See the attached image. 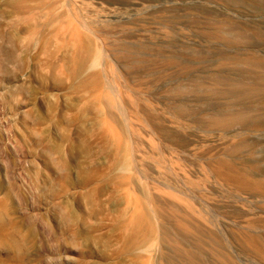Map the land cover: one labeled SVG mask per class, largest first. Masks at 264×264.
Returning <instances> with one entry per match:
<instances>
[{
    "label": "rangeland",
    "instance_id": "rangeland-1",
    "mask_svg": "<svg viewBox=\"0 0 264 264\" xmlns=\"http://www.w3.org/2000/svg\"><path fill=\"white\" fill-rule=\"evenodd\" d=\"M65 1L66 5L60 6L62 10L71 7L74 21L91 38V49L83 51L93 62L84 77L100 71V79L110 95L104 96L103 105L90 107L92 112L86 120H71L79 116V109L68 110L69 103L89 95L70 88L72 80L59 72L62 59L49 61L42 57V65L36 69L32 57L41 50L40 35L22 44L23 63L14 65L15 68L14 63L9 64L10 71L15 69L13 83L0 85V96L18 85L24 90L17 94L20 99L16 95V111L0 100V201L7 203L4 219L11 222L9 231L16 233V240L27 255L21 264H82V259L88 264H139L132 250L123 249L121 222L125 209L122 197L139 193L138 189L149 200L144 205L142 199L143 208H149L154 225L157 223L156 235L142 234L145 240L138 235L139 243L148 242L137 250L143 264H174L176 260L172 262L170 258L180 256L179 252L176 254V241L181 237L193 240V235L180 225V220L190 212L178 197L193 202L197 212L191 215L203 225L206 238L213 230L224 238L240 264H264V257L248 248L245 238L240 237L243 231L264 235V196L228 180L227 169L219 170L221 161L231 163L237 158L231 164L237 170L244 169V174L251 172L254 161L264 170V129L218 121L243 111L244 106L239 104L242 101L250 102L246 107L255 116L264 113V105H258L259 97L255 100L253 95L236 94L240 92L239 84L252 83L258 77L260 71L250 59H256V63L264 59V0L258 1L261 4L256 0ZM4 20L0 12V24ZM18 20L11 19V27ZM2 43L0 34V60L4 59ZM61 43L53 36L49 48L53 50ZM62 56L61 52L59 57ZM47 62L53 68L46 67ZM254 71L256 77L251 74ZM53 75L67 80L68 87H58L50 79L41 81L40 76ZM32 89L35 96L30 95ZM47 102L56 105L54 114H50L58 118L56 121L53 117L52 121L34 123L27 118L31 112L47 117ZM99 112L111 126L123 130L120 140L129 145L126 168L121 171H115L119 157L110 151L104 130L95 124ZM59 114L70 121L60 122ZM162 125L180 134L181 148L175 149L173 141L164 137ZM33 133L48 140L38 146ZM61 135L68 136L67 140L63 141ZM241 145L242 153L236 148ZM49 146H59L62 152L47 154ZM34 147L38 151L32 155ZM40 151L42 155L38 154ZM212 160L217 165H212ZM248 163H252L250 168ZM63 175L67 178L65 191L54 198ZM119 177L133 181L129 192H118L114 178ZM156 200L159 206L155 205ZM130 208L134 210V206ZM205 218L212 224L205 223ZM250 223L258 226L251 228ZM164 228L170 236L172 232L174 242L172 236L166 235L164 241ZM237 239L243 241L238 243ZM207 240L213 245V239ZM169 245L175 246L174 252ZM15 253L0 246V264H20ZM208 253L210 264H221L218 251L208 249ZM178 260L176 264H188Z\"/></svg>",
    "mask_w": 264,
    "mask_h": 264
},
{
    "label": "bare ground",
    "instance_id": "bare-ground-1",
    "mask_svg": "<svg viewBox=\"0 0 264 264\" xmlns=\"http://www.w3.org/2000/svg\"><path fill=\"white\" fill-rule=\"evenodd\" d=\"M256 1H257V3H260V2H258L259 0H256ZM2 2H3V0H0V12H1V14H2V16H3V18L5 20H4V22H2L0 24V27H1L0 34H1L2 42H3L2 43V46H3L2 49H3V53H4V59L0 60V85H1V87H4L7 82L13 83L12 81H13L14 70L15 69L13 70V72L10 71L9 70V64L14 63L13 67L15 68L14 65H16V67H17L19 63H23L24 62V59H22V57H21L20 50H21V48L23 49L22 44L25 42V40H35V38H37L36 36L40 35L42 37V39H43L42 40L43 43L41 44L42 45L41 50H40V52L38 54H35L32 57V59L36 62V69L37 68L39 69L41 67V65H42V63L40 61V59L42 57H45V59H48V60L49 59H62L61 60L62 63L60 64V71L59 72L62 75H66L70 80H72V85L70 86V88L71 89H77L78 88L81 91H83L84 94L87 93L89 95L88 98H86V96H84V98H82V101H76V102H72V103L70 102L69 103V105H68L69 109L68 110H72V111L74 110L75 111L76 109L77 110L79 109L78 110L79 111L78 112L79 116H76L75 118H72L71 120H79V121L86 120L85 118L87 117V114L92 112V110L90 111V107H92V105H95V106L96 105H100V104L103 105L104 99H105L104 96H107V95H110V94L108 93L107 88L105 87V85H103L102 80L100 79V71H97L93 75L91 74V76H89L88 78L84 77L88 72L91 71V70L88 71V69H89L88 67L93 62L92 58L89 59L88 57L84 56V51H83L84 49H88V50L91 49V47H89L91 38L74 21V19L72 17V13H71L72 12L71 11V7H68V9H66L65 12L62 10V8L60 6L61 5H66V1L65 0H4V4L3 5H2ZM256 9H259V7L256 8ZM261 10H262V8H261ZM36 16H38V17H36ZM13 18H18L19 20H18L16 26L11 27L13 25H10L11 22H9V21L11 19H13ZM53 36H55L58 39H60L62 41V43L59 46H57L55 49L51 50L49 48L50 47L49 44H51V37H53ZM31 37H32V39H31ZM73 45L76 48L73 47L74 49H71V46H73ZM61 52H62L63 56L59 57V54ZM42 55H45V56H42ZM256 61H257L256 59H250V62L253 64V66H256L258 69L256 67H254V68L256 70L260 71L259 74L257 75L258 77L254 78V77H256V74H255L257 72L256 70H255L256 72L255 71L252 72L251 74H255V76L253 75L254 76L253 77L254 81L252 83H247V84L246 83H241V84H239L240 92L236 93V94L244 95V96L253 95V96H255L254 97L255 100H256L257 97H259L260 99L258 98L259 99L258 105L261 104L260 106H263L264 105V59L260 60V61H263L262 63L261 62L260 63H256ZM229 64H228V66H230ZM46 67L53 68V64L48 63V65ZM57 70H59V69H57ZM87 76H88V74H87ZM40 77H41V81L42 82H44V80H46V79L47 80L50 79L58 87L59 86H61L62 88L68 87L67 83H66L67 80H65V81L64 80H60V79L57 78L58 76L55 77L53 75L50 78H47V77H44V76H40ZM23 90H24V88L22 86H19V85L15 86V87H11L7 92H4V93L1 94L0 100H1V102L3 104H5L6 106H10L12 109H14L16 111V110H18V103H17V100H16V95L21 93V92H23ZM73 91L75 92V90H73ZM219 91L221 92V90H219ZM35 92H36L35 89H32L30 91V95L31 96H35ZM225 92H228V91H225ZM87 94H85V95H87ZM195 95H199V94H195ZM220 95H222V94H220ZM17 96L19 98V95H17ZM196 98H198V96ZM251 98H252V96H251ZM248 103H250V102H248V101L239 102L240 105L244 106L243 111L238 112V113H232L231 115H229L228 117L224 118L223 120L218 119V121H220V122H222L223 124H226V125H229V124L231 125V124H234V123H240V124L241 123H243V124L245 123V124H247L245 126L250 127V129L251 128H255V129L262 128V129H264V113L262 112V114H259V115L255 116L252 113V109L246 107V106H249ZM46 105L48 106V109H49L48 111L50 112V113H47V114H49V115H47V117L41 118V117H38V115L34 114V112H31V113L28 114L27 118H30L29 120L32 119L34 123H40L41 121H52V118L54 116L50 117V116H52L50 114L52 113V111H53L52 114H54V109L56 108V105H53L50 102L49 103L47 102ZM6 106L4 108H7ZM36 106H37V103H36ZM97 107H99V106H97ZM97 107H95V108H97ZM93 108H94V106H93ZM260 110H259V112H260ZM32 111H33V109H32ZM262 111H263V109H262ZM259 112L257 111V113H259ZM98 114L99 115L95 118V122H96L95 124H97V126H99L102 130H104L105 139H106V141L109 144L110 151L112 153L117 154L118 157H119V159L117 160V162H119V163H118L117 167L114 168L115 171H121L122 169L126 168L125 167L126 166V162H127L126 158H127V154H128V150H129V145H125L120 140V138L122 136H124V132H123L122 129L118 130V128L116 129L113 126H111L103 118L104 114L102 112H99ZM59 115H60L59 116V121L61 120L60 122L66 123V122L70 121V119H67L64 115H62V114H59ZM54 119L56 121V119H58V118L54 117ZM153 120H154V122H156L155 118H153ZM161 130H162V133L165 135L164 137L168 138L167 140H172L173 141V145H174L175 149L181 148V142H180V137H179L180 134H178L177 131L172 133L164 125H162ZM36 134H39V133H36ZM36 134L33 133L34 141L36 142V144L38 146H40V145L43 146V143H45V141L48 140V139H46V138L39 139L38 135L35 136ZM67 137L68 136H66V135H61V139L63 141H66ZM31 141H33V140H31ZM35 147L33 148V152L31 153L32 155H35L37 153V151H38V149L36 150ZM220 147L221 146L216 147V149L220 148ZM242 147H243V145H241L240 148H238L236 146V148L240 149V151L242 149H244V147L243 148ZM216 149H215V151H216ZM237 149H236V151H238ZM220 150L218 149L217 153ZM233 150H235V147H234ZM251 150H252V148H251ZM45 152L47 154H51L53 152L54 153L56 152L58 154V153H61L62 151H61L59 146L58 147L57 146L56 147L49 146L48 148H46ZM86 152L87 151H84V153H86ZM211 153H210V155H211ZM226 153H228V152H226ZM235 153H237V152H235ZM240 153H242V151ZM38 154L42 155L43 153H41V151H40ZM218 155L219 154H217L216 156H218ZM229 155H231V154H229ZM153 156H155V155H153ZM212 156H213V154H212ZM200 157H203V155L200 156ZM219 157H222V156H219ZM234 158H235V156H234ZM33 159H34V157H33ZM224 159H225V156H224ZM240 159L241 158H239V161H240ZM213 160L211 162V163H213L212 165H217V164H214ZM236 160L238 161V158ZM236 160H234V161L237 162ZM234 161H232L233 164H234ZM49 162L50 161H48L47 165L50 166ZM231 163H230V161L228 162V160H226V161L224 160V161H221L219 163V166H220L219 170L220 169H227L228 170L226 178L228 180L234 182V183L236 182L237 185L239 184L241 188L242 187L251 188V190L255 191L256 193H258V194H260L262 196H264V170L260 169L258 167V165H257L258 162L254 161L253 166L251 165L252 163L250 165L248 163V165H249L248 167L250 168L252 166L251 167L252 170H251L250 173H249V171H247L248 172L247 174H244V169H242V168L241 169H242L243 172L241 171V169H239L240 171L237 170L238 168L235 169L233 164H231ZM243 164H241V165H243ZM244 165L247 166L246 163ZM66 167H68V166H66ZM248 167H245V168H248ZM64 168H65V166H64ZM215 169H216V171H218V167L215 168ZM129 170L130 169L128 168V171ZM125 171H127V170H125ZM166 171H167V169H166ZM178 171H179V169H178ZM223 173H222V175H223ZM113 176H115V175H113ZM206 176L207 175H205L204 177H206ZM114 179H115V184L117 185L118 192H121V193H124L123 191H128V188H129L130 184L133 183V181L125 180L124 178H121V177L114 178ZM60 180L61 181H60L59 189L57 191H54V193H53V197L54 198H58L59 195L64 193V191H65L64 186L67 184V178L63 175V176H61ZM225 181H224V183H227ZM138 184H140V181H139ZM134 185H136V183ZM212 185H211V187H212ZM143 186H144V184H143ZM137 187L139 188L140 186H137ZM156 189H158V188H156ZM157 191H159V190H157ZM138 192L139 193H136V194H133V195H131L132 193H128L127 195H124V198L122 197L123 206H125V209L123 210V212L121 211L122 212V221L121 222H123V226L122 227L124 228L123 231H122L124 233V235H123L124 237L123 236L122 237L124 238L123 239V242H124V248L123 249L124 250H130V251L132 250L133 253L136 255L135 257L138 259L139 264H143L142 263V258H141L142 255H138L137 250L141 246H142L141 248H143V245L144 244L146 245L148 242L144 241L145 243H142L140 241V243H139L138 238L140 239V237L143 236L142 234H144V237H145V235L146 236L147 235H151V237L156 235L155 233L157 231V228H156L155 225L157 223L154 225L151 211L150 212L148 211L149 208L148 209L143 208L142 199L144 198V203H145L144 205H147L149 203L148 197L145 196L142 193L143 192L142 190L139 191V189H138ZM144 192H145V190H144ZM177 199L180 202L184 203L189 209L190 215L188 214V215L185 216V218H182L180 220V225L182 227H184L190 234L193 235V240H191L190 238H187V237H181L182 240L178 239V241H176V242H178L176 247L177 248L179 247L178 248L179 250L176 251V254H178L177 252H179L180 256L175 257L173 259L169 257L171 259V261L173 262V260L175 259L176 260L175 262H177V261H179L178 258H180V262L181 263H182V260H186L188 264H210L209 263V259H208L209 258L208 257V255H209L208 249H209V250L218 251V253L220 254V260H221L220 263L221 264H240V262L237 259V257L233 256L230 253L229 246L224 242L225 240L223 241L224 238L222 237L223 239H221V237H219L217 235L218 233L215 234L213 232V230H210L209 234H208V236L206 238V233L203 231V228H202L203 225L200 226L198 224V221L197 220L194 221V218L192 216L195 212H197L196 207L193 204V202H191L188 199L185 200V199H183V197L182 198L178 197ZM4 201H6V199H4ZM156 201H155V203H156ZM223 203H225V202H223ZM158 204L159 203L157 201V203L155 205L159 206ZM6 205H7V203L4 204L3 202L0 201V246L11 248V250L15 251L16 252L15 253L16 254L15 255V259L18 262H20V264H21V263H23L26 260V256L27 255H25L23 253L21 245L17 242L16 233L13 234V233H11L9 231V225H11V222L5 221V219H4L5 215L8 213V208L5 207ZM133 206H134V208H133L134 210H132L130 208V207H133ZM128 208L131 209V210L129 211ZM161 208H163V207H161ZM229 210H230V208H229ZM161 212L162 213H164V212L166 213V211L163 212V210ZM93 214H95V213H93ZM182 214L183 213H181L180 215H182ZM243 215H244V213H243ZM247 215H248V212H247ZM240 216L242 217V215H240ZM72 220H74V219H72ZM80 220H82V219H80ZM263 220H264V218H263ZM204 221H205V223L212 224L211 221L206 219V218L204 219ZM257 221H259V220H257ZM256 223H250V227L255 229V226L257 225ZM263 223H264V221H263ZM82 224L84 225V223H82ZM82 224H81V226H83ZM122 227H120V228H122ZM81 230H82V228H81ZM163 230H164L163 239L165 241V238H164L165 236L164 235H166V238H168L170 236V231L168 229H165V228ZM85 231H87V230H85ZM89 233H91V231ZM89 233H87V234L91 235ZM120 233H121V230H120ZM87 234H85V235H87ZM139 234H140V237H138ZM241 234L242 235L240 237L241 238H243V237L245 238V241H246V244H247L248 248H250L256 254L261 255V256L264 257V235L255 234V233H251V232L245 233L244 231L241 232ZM79 235H81V233ZM171 236L173 237L172 232H171ZM209 237H211V240H210L211 242L214 240L213 241V245H211L212 243L210 244V243H206L205 242V240H207ZM91 239H90V241H91ZM93 239L95 240V238H93ZM143 239L145 240V238H143ZM243 239L242 240L237 239V242L239 243L240 241H243ZM170 240L171 239H169L168 244H170V242H171ZM85 241H86V239H85ZM88 241L89 240H87V243H88ZM93 241H91V242H93ZM150 241H151V239H150ZM207 241H209V240H207ZM91 242L89 244H91ZM173 242H174V237H173ZM102 243H104V242H102ZM94 244H96V243H94ZM97 245L99 246L100 244H97ZM170 245H169V249L170 248L173 249V247H175L174 245H173V247L170 246ZM239 247H240V245H239ZM239 247H238V249H239ZM134 248H135L136 252L134 251ZM123 249H122V251H123ZM175 249L176 248H174L172 250V252H174ZM242 249H244V248H242ZM146 250H147V248H146ZM122 251H121V253H122ZM158 252L160 253V251H158ZM121 253L118 252L119 256H120ZM238 253H240V252H238ZM118 254H117V256H118ZM131 254H132V252H131ZM176 254H175V256H176ZM251 254H253V253H251ZM103 257L107 258L105 253H103ZM156 260H157V258H156ZM165 260H166V258H165ZM82 262H81L82 264H84V263L86 264L87 263V261L84 262L83 259H82ZM175 262H173V263L176 264ZM145 264H148V263L145 262ZM153 264H154V262H153Z\"/></svg>",
    "mask_w": 264,
    "mask_h": 264
}]
</instances>
